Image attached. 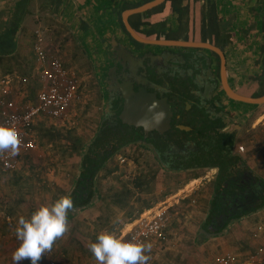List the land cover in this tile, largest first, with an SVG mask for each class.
<instances>
[{
    "label": "crops",
    "instance_id": "obj_1",
    "mask_svg": "<svg viewBox=\"0 0 264 264\" xmlns=\"http://www.w3.org/2000/svg\"><path fill=\"white\" fill-rule=\"evenodd\" d=\"M151 1L0 0V40L12 41L14 45L8 56L0 57V80L7 81L8 100L13 102L15 110L37 101L44 87V67L38 59L35 45L42 39L43 49L49 55L59 57L65 69L79 79L82 96L65 119L39 116L34 125L45 121L48 125L73 129L76 130L75 135L85 141L82 154L70 156L51 146H41L32 127V134L44 154L32 152L22 155L18 169H0V188L4 182L5 192L3 195L0 191L3 195L0 200V224H3L0 253L4 251L12 256L19 247L15 228L21 216L30 218L38 208L50 207L60 197L73 193L83 158L89 152L104 114L102 95L93 98L86 73H90L96 60L99 62L100 51L126 38V12ZM189 2L185 0L184 5ZM210 2L216 3L219 19L222 18L224 25H229L233 35V43L227 46L230 59L226 76L229 86L241 93L242 85L245 84L246 88L251 86V75L259 73L256 62L263 58L259 53L264 42V0H199L192 7L191 24L199 26L203 23L201 10L203 6L207 9ZM132 18H135V13L127 18L135 28ZM151 19L157 21L159 17ZM189 37L178 41L200 42L197 37ZM226 94L228 104L234 102L238 105L230 108L231 124L225 131H237L240 135L244 130L240 138L238 135L233 143H229L228 138L221 142L216 139L196 141L195 145L192 144L198 154L196 161L200 162L199 159L205 156L203 163L183 171L166 168L156 161L152 152L143 148L135 150V147H130L120 151L98 174L91 202L68 211V231L55 241L50 255L43 254L39 264L96 262L89 245L95 242L98 234L107 232L119 238L141 215L158 209L164 203H169L171 221L163 237L147 240L145 245L151 240V250L145 252L150 257L147 264H215L216 258L225 253L236 254L241 261H248L250 254L264 245V206L232 220L223 234L211 237L202 232L215 197L220 167L229 161L225 156L233 158L230 159L231 169L248 168L264 181V105L239 102ZM100 101L101 106L98 105ZM95 127L98 128L94 134L92 130ZM241 145L245 146L244 152L239 151ZM208 152L212 162L217 160L215 165L207 162ZM122 158L126 161L122 162ZM41 159L44 162L40 166ZM16 173L22 176V181L15 187L12 182ZM10 207H17L18 212L14 216L7 213ZM259 226H263L262 231L258 230ZM171 238L175 239V245H166ZM54 254L56 261L52 258ZM19 264H30V261L23 260Z\"/></svg>",
    "mask_w": 264,
    "mask_h": 264
},
{
    "label": "flooded vegetation",
    "instance_id": "obj_2",
    "mask_svg": "<svg viewBox=\"0 0 264 264\" xmlns=\"http://www.w3.org/2000/svg\"><path fill=\"white\" fill-rule=\"evenodd\" d=\"M164 3L163 12L147 14ZM152 9L135 13V18L131 19L135 23V33L149 42L131 39L132 34L125 26L126 38L100 51L99 62L96 60L90 73H86L93 98L102 95L104 105L103 120L89 152L93 148L94 151L116 149L113 156L115 158L120 151L130 147H135V150L143 148L152 152L156 161L170 170L194 169L205 158H200L197 163L198 154L192 147L196 141L216 139L221 142L228 138L229 143H233L238 138L237 131H225L226 126L231 124L230 108L238 104H228V98L224 96L223 57L217 51L206 47L191 48L157 43V40H188L189 36L199 38L201 34H205L203 23L193 25L190 23L192 17H189L187 26V19L184 16L180 18L173 12L169 0ZM153 16H158L159 20H152ZM148 31L156 32L148 34ZM199 41L221 49L226 56L228 70L230 56L227 46L233 42L228 40V45L224 46L215 42L209 34L205 41ZM147 64L153 67L149 68ZM130 82L135 84V95L143 88L156 91L158 96L168 99L173 116L171 127L164 133L151 131L146 135L142 128L127 126L121 122L119 115L125 105L126 85ZM240 107L242 109L244 105ZM243 132L244 130L240 135ZM208 155L209 160L205 161H209V165H215L217 160L212 162L209 152ZM227 171L235 170L228 166Z\"/></svg>",
    "mask_w": 264,
    "mask_h": 264
},
{
    "label": "trees",
    "instance_id": "obj_3",
    "mask_svg": "<svg viewBox=\"0 0 264 264\" xmlns=\"http://www.w3.org/2000/svg\"><path fill=\"white\" fill-rule=\"evenodd\" d=\"M169 1L172 3L173 12L179 15L180 18L184 16V18L187 19V25L192 7L194 4H197L199 0H189L190 2L187 5H184L185 0ZM164 6L165 3L158 8L152 9L147 14L151 15L163 12ZM201 14L204 16L201 22H203V33L205 34H201V37L197 39L205 41L209 34L211 38H214L215 42H219L224 46L228 45V40L233 42V35L229 30V25H224L222 18L219 19L217 15L216 3L210 2L207 9H204L203 6ZM206 20L209 22L208 26H206ZM153 32L154 31H148L147 33L152 34ZM262 34L264 35V20L262 22ZM13 47L12 41L0 40V57L4 55L8 56ZM261 52L263 57V71L256 75H251L250 79L252 80V84L251 86L247 85L249 88H246L245 84L242 85L243 89L241 93L245 95L256 97L264 94V42L261 46ZM100 104L101 101L98 105L101 106ZM41 117L47 119V117ZM33 129L38 136L41 146H51L70 156L82 154L85 141H83L82 137L75 135L76 130L48 125L45 121H40L38 124H35ZM94 150L93 148L92 151L83 158L80 175L75 180L76 187L70 196L73 200V207H82L91 202L95 193L98 174L106 169L108 162L117 152L116 149L112 151ZM225 158H229V161H226V163L220 167L221 172H219V180L215 188V197L212 201L207 221L204 224L205 230L213 234L222 233L232 220L254 213L264 206V181L257 175H254L253 172L249 171L248 168H238L236 171H227V167L231 166L232 160L230 159L233 158L228 156H225ZM21 179L22 176L16 173L13 177V185L15 187L20 186ZM16 209L17 207H10L7 213L14 216L15 213L18 212Z\"/></svg>",
    "mask_w": 264,
    "mask_h": 264
},
{
    "label": "built area",
    "instance_id": "obj_4",
    "mask_svg": "<svg viewBox=\"0 0 264 264\" xmlns=\"http://www.w3.org/2000/svg\"><path fill=\"white\" fill-rule=\"evenodd\" d=\"M42 43V39H39L35 50L44 67L42 74L44 87L35 103L15 110L13 102L7 98V81L0 80V125L14 127L21 141L19 154L15 157L10 151L0 152V169L4 171L18 169L22 155H28L37 149L38 143L32 134V127L39 116L55 120L65 119L73 106L81 100L79 79L65 69L59 57L49 55L47 50L43 49ZM245 150V146H239L240 152ZM121 161L125 162L126 159L122 158ZM168 205L169 203H164L158 209L141 215L130 230L119 238L123 241L146 244L148 239L163 237L171 221ZM258 230L262 231L263 226H259ZM51 251L52 248L50 251H45L44 255H50ZM91 264H98V262ZM215 264H264V245L251 253L248 261H241L236 254L225 253L216 258Z\"/></svg>",
    "mask_w": 264,
    "mask_h": 264
},
{
    "label": "clouds",
    "instance_id": "obj_5",
    "mask_svg": "<svg viewBox=\"0 0 264 264\" xmlns=\"http://www.w3.org/2000/svg\"><path fill=\"white\" fill-rule=\"evenodd\" d=\"M157 115L163 117V113ZM20 144L14 127L0 125V152L10 151L15 157L19 154ZM72 208V198L62 196L50 207L38 208L30 218L21 216L15 228L20 244L12 254L14 264L23 260L39 264L45 251H50L55 241L68 231V211ZM150 250V243L123 241L107 232L98 234L95 242L89 245V251L98 264H147L149 256L145 252Z\"/></svg>",
    "mask_w": 264,
    "mask_h": 264
},
{
    "label": "water",
    "instance_id": "obj_6",
    "mask_svg": "<svg viewBox=\"0 0 264 264\" xmlns=\"http://www.w3.org/2000/svg\"><path fill=\"white\" fill-rule=\"evenodd\" d=\"M166 0H153L137 9L129 10L125 14V20L127 29L130 33L139 41H147L143 39L137 33H135L134 28L127 21L129 15L134 13H143L146 12L158 5L162 4ZM149 42V41H147ZM158 43L166 44V45H177L183 47H206L212 48L217 51L220 55H222V77L224 79V88L226 90L229 98L254 105H264V94L260 96H247L239 93L238 91L232 89L227 83L226 76V56L223 54L221 49L203 42H192V41H178V40H165L158 41ZM147 67L152 68L151 64H147ZM146 68V67H145ZM134 83L130 82L126 85L127 92H125V105L124 108L119 115V119L123 124L131 127L142 128L144 133L148 135L151 131H157L158 133H164L167 129L171 127V120L173 116L172 105L169 103L168 99L163 96H158L156 91H149L148 89H140L139 93L135 95ZM108 107H106L107 109ZM151 109V110H150ZM158 113H163V117L161 118ZM159 121V122H157ZM229 226V225H228ZM228 226L223 230L222 233L210 234L202 229V232L207 236H217L223 234Z\"/></svg>",
    "mask_w": 264,
    "mask_h": 264
},
{
    "label": "rangeland",
    "instance_id": "obj_7",
    "mask_svg": "<svg viewBox=\"0 0 264 264\" xmlns=\"http://www.w3.org/2000/svg\"><path fill=\"white\" fill-rule=\"evenodd\" d=\"M259 56H261L262 57V52H260L259 53ZM258 60H259V58H258ZM263 60V58H261V61ZM260 61V60H259ZM261 61L260 62H256L259 66H257V67H259L258 69H256V70H258L257 72H262L263 71V67H262V64L260 65V63H261ZM261 68H262V71H261ZM84 98V97H83ZM88 99V98H87ZM92 105H95L93 102H92ZM93 107H95V106H93ZM85 119V118H84ZM97 126V125H96ZM97 128L98 127H95L94 128V130H92V132L95 134L96 132V130H97ZM89 129V128H88ZM91 132V131H90ZM88 134V133H87ZM44 151H43V149H41V148H39V147H37V150H35L34 151V153H37V154H39V155H43L44 153H43ZM42 160V159H41ZM40 160V166L42 165L41 163H43L44 161L42 160L41 161ZM36 162H39V161H36ZM38 168H41V167H39L38 166ZM42 169V168H41ZM43 170V169H42ZM3 184H4V182H2L1 183V185H2V188H0V191H2L3 192V195L5 194V192H4V189H3ZM3 195H1L0 194V200L3 198ZM0 211H1V209H0ZM2 227H3V224L1 223L0 224V229H2ZM1 231V230H0ZM151 240H149V242H150ZM149 242H148V244H149ZM158 245H161V243H157ZM166 245H175V239H172L171 238V240L166 244ZM55 255V254H54ZM51 257V256H50ZM52 258L56 261V255L53 257V255H52ZM152 258H153V256H152ZM149 259H150V257H149ZM14 264V262H13V260H12V256H8V255H6L5 253H4V251L2 252V253H0V264ZM149 264H154L153 262L152 263H149Z\"/></svg>",
    "mask_w": 264,
    "mask_h": 264
}]
</instances>
